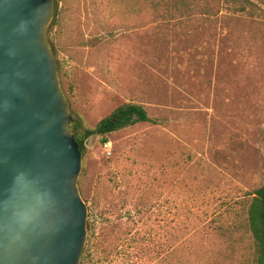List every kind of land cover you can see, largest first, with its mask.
I'll return each instance as SVG.
<instances>
[{
	"label": "rangeland",
	"instance_id": "1",
	"mask_svg": "<svg viewBox=\"0 0 264 264\" xmlns=\"http://www.w3.org/2000/svg\"><path fill=\"white\" fill-rule=\"evenodd\" d=\"M107 1L67 0L60 40L76 46L58 55V78L72 121L91 130L128 102L155 121L85 140L80 264H164L167 246L192 249L193 264H254L244 224L264 186V22L216 0L186 14Z\"/></svg>",
	"mask_w": 264,
	"mask_h": 264
},
{
	"label": "water",
	"instance_id": "2",
	"mask_svg": "<svg viewBox=\"0 0 264 264\" xmlns=\"http://www.w3.org/2000/svg\"><path fill=\"white\" fill-rule=\"evenodd\" d=\"M52 0H0V264H80L82 155L48 42Z\"/></svg>",
	"mask_w": 264,
	"mask_h": 264
},
{
	"label": "trees",
	"instance_id": "3",
	"mask_svg": "<svg viewBox=\"0 0 264 264\" xmlns=\"http://www.w3.org/2000/svg\"><path fill=\"white\" fill-rule=\"evenodd\" d=\"M53 1V11L52 20L50 22V29L48 33V42L52 53L54 54L58 73L61 70L59 65V54L71 55L70 47L73 48L76 45L66 44L61 42V37L65 34V30L70 34V28L68 19L69 10L67 9V0H62V5L59 8L60 0ZM192 4H191V3ZM217 9L219 5H224L228 10L234 12L242 13L240 20L246 21L251 20V22H264V0H216ZM70 3V2H69ZM145 3V4H144ZM206 3V4H204ZM202 4L195 3L194 0H143L144 6L150 11L159 12L164 11L167 14H186L191 11L196 5L204 7L203 11L210 12V7L207 3ZM106 8L124 9L127 11L129 8L133 7V0H110V2L105 3ZM56 30L53 32V28ZM70 38V36H69ZM98 41L100 44V39L87 40L84 46H93L94 42ZM103 42H101L102 44ZM155 120L151 118L148 114L146 108L137 102H128L116 107L110 114L103 117L98 121L96 126L89 130L84 129L79 131V124L74 123L72 120L68 126L70 132L74 135L76 142L78 143L79 151L83 152L85 148V140L92 135L102 136V142L106 141L105 135L117 131L133 122H154ZM221 214H217V216ZM245 228L251 237V250L255 254L253 258L254 264H264V186H258L253 188L248 193L246 201V217H245ZM221 228V227H220ZM166 254L163 258L164 264H193L191 262V250H180L179 248L172 249L167 246ZM89 255V254H87ZM219 257L215 254L212 256L211 262H201L200 264H223ZM242 264V263H238ZM248 264V263H246Z\"/></svg>",
	"mask_w": 264,
	"mask_h": 264
}]
</instances>
